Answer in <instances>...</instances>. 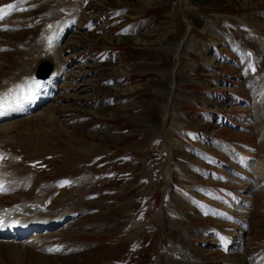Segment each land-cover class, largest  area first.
<instances>
[{
    "label": "rangeland",
    "instance_id": "1",
    "mask_svg": "<svg viewBox=\"0 0 264 264\" xmlns=\"http://www.w3.org/2000/svg\"><path fill=\"white\" fill-rule=\"evenodd\" d=\"M50 2L0 0L7 17L0 23V85L13 74L19 80L27 57L33 66L37 51L29 46L41 42V21L61 9ZM88 8L90 15L80 5L65 8L58 23L76 17L78 29L82 14L119 11L105 27L63 40L57 67L63 70V59L71 74L52 83L56 93L44 87L57 102L46 100L21 120L31 119L0 127L10 128L0 134L6 143L29 133L22 123L31 121L26 125L50 134L62 147L57 156L71 162L48 166L46 152L17 149L27 162L2 176L11 190L20 189L14 176L28 185L14 203L30 205L33 214L70 210L73 217L53 236L0 244V264H264V0H92ZM23 23L41 32L12 28ZM121 75L132 77L118 87ZM83 166L91 170L81 176ZM67 178L71 187L53 197L54 185ZM89 179L90 189L75 200L73 183ZM1 201L13 199L5 194Z\"/></svg>",
    "mask_w": 264,
    "mask_h": 264
},
{
    "label": "bare ground",
    "instance_id": "2",
    "mask_svg": "<svg viewBox=\"0 0 264 264\" xmlns=\"http://www.w3.org/2000/svg\"><path fill=\"white\" fill-rule=\"evenodd\" d=\"M13 19V18H12ZM1 35V34H0ZM51 35V34H50ZM2 36V35H1ZM10 40V39H9ZM28 41V40H27ZM26 41V42H27ZM23 45V44H22ZM25 45V44H24ZM35 46H36V51H38V46L37 45H35V44H31V46H29V47H31V48H35ZM178 48L177 49H179L180 47H181V45H178L177 46ZM17 55H18V58H19V56H20V54L19 53H17ZM29 60H30V56L29 57H27L26 59H24V60H22V63L24 64V66L25 65H29ZM13 73V72H12ZM32 73V72H31ZM10 75V74H9ZM18 75V74H17ZM1 76V75H0ZM2 79H3V77H2ZM57 79V78H56ZM55 79V80H56ZM10 81H13L12 79H10ZM3 85H5V84H3ZM3 85H1L0 86V110L1 111H3V112H5L8 116H12V115H15L16 116V114L17 113H20V111L19 110H17L16 108L17 107H19V102L21 101V100H28V99H30V98H34V99H36V91H38V90H42V87H17V85H13V84H7V86H4L3 87ZM28 89V90H27ZM54 90H55V92H57V91H59L60 90V87L58 88V87H54ZM52 99V101L55 103V102H57V99H55V98H51ZM43 100V98L41 99V97H39L38 99H37V102H38V104H41L40 103V101H42ZM8 101H10V103L11 104H8ZM28 103L29 102H27V103H25L26 105H28ZM25 104H24V106H25ZM50 107V106H49ZM49 107H47V108H49ZM51 110V109H50ZM28 113L30 112V111H27ZM29 119H31V118H29ZM29 119H23V120H20V121H25V120H29ZM19 121V122H20ZM54 122H56V120H50L49 121V125H51L52 127H53V123ZM28 123H31V121H28V122H23L22 123V125L24 126V128H25V130H29L30 132L28 133L27 132V134H25V135H23V133H22V136L20 135V134H17V137L14 139V140H11V141H8V142H6V143H1L0 144V151H4V153L3 154H1L0 155V157H2V158H0V160L2 161V162H4L5 163V161H7L9 158L11 159V161L9 162L10 163V165L9 166H7L8 167V169H9V167H11L13 164H17V165H21L22 163H26L27 162V160H23L22 162H21V160H22V156H20L17 152H18V150H20V148H22V146L24 145H29L28 146V148H30L31 149V151H32V153H34V154H36V155H40V154H42V153H45L46 152V154H45V156H44V160L42 159V158H40V159H42L43 161H42V163L44 164V165H48V164H50V162L51 163H53V161H57L59 158H61L58 162L61 164H71V162L70 161H68V160H64L63 159V156L62 157H58L57 156V154H58V152H57V150L59 149H61L60 147H58V146H54V142H53V139H51L50 138V140H49V138H48V135H50V134H47V135H44V134H42L41 132H38V131H34L33 130V128H32V125H30V126H28V125H26V124H28ZM55 124V123H54ZM14 125H19V124H17V123H15ZM48 125V126H49ZM44 126V125H43ZM55 126V125H54ZM0 127H2V126H0ZM23 128V129H24ZM41 129V128H40ZM8 130H10V128L8 129ZM8 130H1L0 132V134H3V133H8ZM35 132V135L34 136H29V134L30 133H32V132ZM33 134V133H32ZM52 135H54V134H52ZM1 136V135H0ZM53 137H55V136H53ZM56 140V139H55ZM25 142H27V143H25ZM56 143V142H55ZM59 143V142H58ZM58 143L56 144V145H58ZM70 143V142H69ZM15 145V147H14V150H13V152L11 151V153H13V155L12 156H8L7 155V153H8V149L10 150V148H11V145ZM60 145H62L63 146V144H61V143H59ZM77 144H79V141L78 142H76L75 143V145H77ZM23 146V147H24ZM83 146V145H82ZM76 147V146H75ZM86 146H83V148H85ZM18 149V150H17ZM78 149H80L81 150V148H78ZM25 150V149H24ZM68 150V149H67ZM70 151V150H69ZM30 152V151H29ZM81 152H82V150H81ZM31 153V154H32ZM83 153V152H82ZM88 153V155H90L91 153H92V150L90 151V152H88V151H86V153L85 154H87ZM77 155V154H76ZM51 158V160H48V159H46V158ZM79 157V159L80 160H83V159H85V155H84V153L81 155V156H78ZM8 163V164H9ZM79 163V162H78ZM78 163L76 164V167L77 166H79L78 165ZM33 164V163H32ZM42 164V165H43ZM24 165V164H23ZM30 165V164H29ZM14 166V165H13ZM49 166V165H48ZM86 166V165H85ZM73 167V166H72ZM78 168H80V172L81 173H79V174H82L81 176H84V175H87L88 174V172H89V170H91V168H89L88 166L87 167H78ZM72 169V168H71ZM70 169V170H71ZM73 169H74V167H73ZM78 170V169H77ZM7 171H9V172H11L10 170H7ZM8 172V174H6V173H4L5 175H10L11 173H9ZM71 172V171H70ZM78 174V173H77ZM89 175H91V174H89ZM73 176V175H72ZM79 177V176H78ZM77 177V178H78ZM14 178H15V180L13 179V181L16 183V186L18 187H20V189H19V192L20 191H24L25 192V189H28V185L27 184H19V183H22V181H21V178L19 179L18 177H16V176H14ZM74 178H75V176H74ZM84 179V178H83ZM87 179V178H86ZM31 180L33 181V179H32V176H31ZM63 180V179H62ZM19 182V183H17V182ZM86 181V180H85ZM80 181V182H74L73 183V186H78L77 188H72V190L73 191H75V192H73V193H76L78 190V192H77V195H79V197H77L75 200H78V201H80L79 199H80V194L82 193V191L85 189L86 191H88V189H90V187H89V184H91V180L89 179L88 181ZM61 183V182H60ZM59 182H58V184H56V185H54V188L55 189H57L58 187H59V184H60ZM63 183V182H62ZM7 183L6 182H4V179H3V177L2 176H0V186H2V188H3V185H6ZM65 183H63L62 184V186L64 185ZM88 184V185H87ZM30 186V185H29ZM72 186V187H73ZM27 187V188H26ZM85 187V188H84ZM12 188V187H11ZM13 188H15V187H13ZM30 188V187H29ZM43 188V187H42ZM50 188V187H49ZM4 190H7L8 191V188H7V186H5L4 187ZM56 191V190H55ZM0 192H2V191H0ZM27 192V191H26ZM18 193V192H17ZM92 193V192H91ZM36 194L38 195V191L36 190ZM72 194V193H71ZM71 194H67L66 196H70ZM1 196V195H0ZM53 197H55V195L53 196ZM1 198H3V197H0V199ZM88 198L89 197H87V200H88ZM67 198L65 197L64 198V201L66 200ZM60 200V199H59ZM62 202V203H65V202ZM15 202V201H14ZM17 202V201H16ZM20 202V201H19ZM23 203V202H22ZM75 203V201L73 202V204ZM4 204V203H3ZM2 204V205H3ZM15 204V203H14ZM18 206L15 208V209H13L12 211H11V213H9V212H7V213H5L4 212V208H1L0 209V216H2L3 218L4 217H7L8 219H7V222L3 225V226H0V244H2V243H5V242H7V243H9L10 241H11V239H14L15 241L16 240H19V239H21V238H24V237H26L27 235H29L30 233H36V232H43V231H45V230H49V231H45V232H50L51 230H55V229H57V228H61V227H63L64 226V219L66 220V219H70V218H72L73 216V214L70 212V210L69 211H64L62 214H58V213H56V211L55 212H53L52 211V209H50V211L49 210H41V212H37L36 214H33L34 212H30V211H25V208H24V206L23 205H21L20 203L18 204V203H16ZM25 204V203H24ZM29 205V204H28ZM41 206L42 205H39L38 207H37V210L39 209V208H41ZM45 208H46V206L45 205H43ZM33 207V206H32ZM65 207V206H64ZM35 208V207H34ZM61 208H63V207H61ZM49 209V208H48ZM40 210V209H39ZM61 210V209H60ZM88 211V210H87ZM27 212V213H26ZM62 212V211H61ZM78 213V212H77ZM76 213V215H82V212H80L81 214H77ZM68 214H71V216H68L67 218H66V215H68ZM90 214V213H89ZM88 214V215H89ZM14 218L15 217V220H19L20 221V223H19V227L18 226H15L14 224H13V221L12 220H10V218ZM75 217V216H74ZM84 219H87V216L84 218ZM87 223V222H86ZM68 224V223H67ZM87 224H89V223H87ZM65 227H63V229H64ZM69 228V227H68ZM60 231H62V229L60 230ZM59 231V232H60ZM83 231H85V230H83ZM82 232V231H81ZM45 233V236H53L54 234H56V233H58V232H54V233ZM58 235V234H57ZM63 235H65V234H63ZM23 246V245H22ZM49 247V246H48ZM88 247V246H87ZM56 248H58V247H56ZM85 248V247H84ZM89 248L90 247H88L87 249L89 250ZM40 251V250H39ZM44 251V250H43ZM50 251V250H49ZM35 252V251H34ZM88 252V251H87ZM60 253V252H59ZM90 253V252H89ZM41 254V253H40ZM54 255V254H53ZM57 255H59V254H57ZM89 254H85V256H80V258H85L86 256H88ZM28 256V255H27ZM11 257V256H10ZM35 257H37L36 255H35ZM24 259V258H23ZM40 259V258H39ZM70 259V258H69ZM87 264H89V263H87Z\"/></svg>",
    "mask_w": 264,
    "mask_h": 264
},
{
    "label": "snow or ice",
    "instance_id": "3",
    "mask_svg": "<svg viewBox=\"0 0 264 264\" xmlns=\"http://www.w3.org/2000/svg\"><path fill=\"white\" fill-rule=\"evenodd\" d=\"M0 19H3V16H0ZM0 158H2V157H0ZM65 183H67V182H65ZM0 191H3L2 186H0Z\"/></svg>",
    "mask_w": 264,
    "mask_h": 264
}]
</instances>
